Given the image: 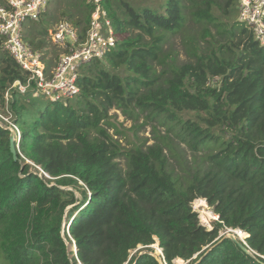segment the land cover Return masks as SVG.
<instances>
[{
	"label": "trees",
	"instance_id": "16d2710c",
	"mask_svg": "<svg viewBox=\"0 0 264 264\" xmlns=\"http://www.w3.org/2000/svg\"><path fill=\"white\" fill-rule=\"evenodd\" d=\"M148 1H102L116 44L80 67L65 104L9 89L26 74L1 50L0 112L19 137L13 159L0 125V264H264V47L233 19L238 0ZM78 6L65 20L83 37L91 8ZM170 35L184 61L165 51ZM111 109L149 122L154 142L121 147ZM197 198L217 215L211 229ZM227 229L246 233L250 254Z\"/></svg>",
	"mask_w": 264,
	"mask_h": 264
},
{
	"label": "built area",
	"instance_id": "2783aa9c",
	"mask_svg": "<svg viewBox=\"0 0 264 264\" xmlns=\"http://www.w3.org/2000/svg\"><path fill=\"white\" fill-rule=\"evenodd\" d=\"M102 1L85 0L91 9L83 37L67 20L60 21L48 32L51 44L65 50L55 64L50 65L46 53L31 46L22 34L23 23L26 20L37 21L46 11L48 0H0L2 49L26 74L23 80H15L9 89L15 88L19 93H29L33 97L42 95L52 103L65 104L74 98L79 92L76 79L80 67L102 59L116 44L117 36ZM235 8L237 21L246 25L254 39L264 47V0H238ZM8 90L4 95L6 99ZM0 120V125L8 127L13 139L17 140L19 130L12 122L10 112H0ZM35 167L40 175L50 178L39 166Z\"/></svg>",
	"mask_w": 264,
	"mask_h": 264
},
{
	"label": "rangeland",
	"instance_id": "374dc122",
	"mask_svg": "<svg viewBox=\"0 0 264 264\" xmlns=\"http://www.w3.org/2000/svg\"><path fill=\"white\" fill-rule=\"evenodd\" d=\"M79 2L80 0H48L46 11L42 13L41 17L37 21L26 20L23 23L22 34L25 40L37 43L38 41H41V39H43L44 43L42 46V51H44L48 56V61L50 65L55 64L58 56L62 53V49L51 44L47 36L48 32L52 30L60 21L65 19L69 20L67 18L68 15H71L72 18H75L77 16L80 17V11L78 6ZM147 3L150 5H156V1L152 0H149ZM236 6L237 2L234 6L233 19H236L237 17V10L235 8ZM43 30H47V34L43 35ZM189 31L190 33H193L196 38L200 39V32L197 29H193V27H191ZM164 49L165 51H173L179 61H184L187 58L183 45V38L181 35H170L169 37H167L164 43ZM1 50L3 49L0 41V54ZM210 82L213 83L214 81L211 80ZM25 96L29 100L34 101L36 103V106H41L45 103H48V100L42 95L33 97L31 94H27ZM70 101H72V99H70L69 102ZM53 104L54 103H49L50 106H53ZM109 115L110 121L112 122V124L115 125V127L108 128L107 132L111 135L114 140L119 143L121 147L129 148L133 145L148 146L154 142L151 132V125L149 122H145L142 117H139L137 120L134 121L131 118L126 117L120 110L117 109H111L109 111ZM159 130L161 129L159 128ZM116 160L123 164V159L121 157L117 158ZM65 190L73 191L75 193L76 198H81L79 192L75 191L72 187L67 186L65 187ZM200 200H203L205 204L201 203ZM191 206L193 211L196 212L197 218L199 219L200 223L206 229H211L212 222L216 220L217 215L214 214L212 208L207 205V202L204 199L197 198L192 201ZM68 208L66 209V211L68 210ZM66 211L62 220V229L66 221ZM219 234H225V236H232L233 234H235V236H238L235 233V229H227L224 231L221 230ZM245 237H241V239H244ZM73 245L74 244L71 242V244L69 245V249L73 250ZM152 247L154 248L153 254L158 257L161 254V249L159 250L156 248H159L157 241L152 245ZM139 248L140 247H138L137 249ZM133 252L134 251H132V253ZM172 263L187 264L186 261H183L178 258L172 260Z\"/></svg>",
	"mask_w": 264,
	"mask_h": 264
},
{
	"label": "water",
	"instance_id": "95a60500",
	"mask_svg": "<svg viewBox=\"0 0 264 264\" xmlns=\"http://www.w3.org/2000/svg\"><path fill=\"white\" fill-rule=\"evenodd\" d=\"M9 149H10V152L13 156V159H16V149H15V146L13 144V139L11 138V142H10V145H9ZM217 219V218H216ZM231 230V229H229ZM238 230V231H237ZM240 230L239 229H235V233L238 235V236H235V234H233L232 236H225V237H229L231 238L234 242L237 243V245L247 254H250V250L246 247V244L244 242L243 239H241L240 237V234H239ZM248 236V235H247ZM160 250V248H159ZM154 255V254H153ZM155 256V255H154ZM196 255H194L193 257H195ZM156 257V256H155ZM126 264V263H124Z\"/></svg>",
	"mask_w": 264,
	"mask_h": 264
},
{
	"label": "bare ground",
	"instance_id": "6f19581e",
	"mask_svg": "<svg viewBox=\"0 0 264 264\" xmlns=\"http://www.w3.org/2000/svg\"><path fill=\"white\" fill-rule=\"evenodd\" d=\"M62 52H63V51H62ZM198 201H199V200H198ZM200 202H201V203H204L203 200H200ZM204 204H205V203H204ZM209 214H210V213H209ZM209 214H208V215H209ZM211 214H212V213H211ZM202 216H203V215H202ZM210 217H211V216H210ZM237 231H238V230H237ZM239 234H240V237H244V235L246 236V233L243 232V231H241V230H240ZM243 240H244V239H243ZM156 248H157V247H156ZM157 249H158V248H157Z\"/></svg>",
	"mask_w": 264,
	"mask_h": 264
}]
</instances>
